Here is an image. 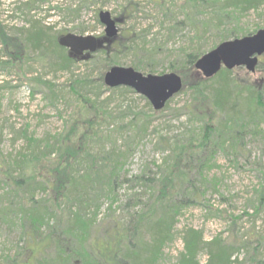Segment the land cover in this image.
Listing matches in <instances>:
<instances>
[{"label":"rangeland","instance_id":"rangeland-1","mask_svg":"<svg viewBox=\"0 0 264 264\" xmlns=\"http://www.w3.org/2000/svg\"><path fill=\"white\" fill-rule=\"evenodd\" d=\"M13 1L20 0H0V15L4 18L7 9L8 14L12 13L11 17L7 16L9 20H4L8 25H28L32 18L30 13H36L35 17L43 16L46 13L45 7L57 3L59 14L56 9L48 10L50 14L46 18L47 22L45 21L53 25L52 33H91L100 37L99 46H113L122 42L132 31L136 34L134 50L123 48L116 57L118 64L133 66L138 61L145 67L140 70L143 73L176 71L182 77L181 89L170 97L167 106L155 111L149 99L131 86L118 85L131 88L126 91H111L98 86L96 77L99 71L94 58L102 63L103 56L100 53L90 52L92 57L88 52L86 55H79L82 60H78L74 71L93 79L92 84L87 87L88 95L93 97L98 92L96 101L101 107L95 125L98 133L91 141L90 149L100 153H106L110 149L114 153H123L120 157L122 164L119 166L121 182L109 194L105 190L97 192L96 202L99 204L94 220L103 226L110 224L111 218L124 220L127 212L140 208V202L147 201L154 192L151 186L149 188L141 182L122 179L140 173H155L157 177L162 175V169L170 165L168 157L172 152L167 146L168 139H177L180 144L195 145L198 135H201L200 121L191 116L185 106H190L198 95L190 85L193 79L204 75L195 66L194 70H177L171 68V65L181 63L187 51L201 48L206 52L218 42L234 38L220 39L222 35H229L231 29L256 31L264 28V3L248 10L229 7L226 9L227 16H223L219 12L222 0H208L209 6H204L202 1L197 0L195 7L188 0H44L43 4L30 13L11 10ZM100 10H108L113 17H121L116 20V35L105 36L104 24L98 18ZM201 29L204 31L203 35L200 33ZM33 54L29 49L22 52L17 63L22 62L23 67L0 66V157L8 161L26 148L25 132L35 139L44 140L64 132L74 120L76 124H83V119L87 116L77 94L68 85L72 82L69 81L71 72L68 70L44 73L45 78H51L58 89V98L54 103L50 101V95L42 85L36 86L35 92H32L30 77L45 71L39 62L31 58L29 61H22L25 55ZM145 63H151L153 70L150 71ZM28 67L32 68L31 71L27 70L24 74L23 69ZM233 68L238 77L258 82L264 77V54L259 55L254 71L247 70L243 65ZM197 104L199 113L206 121L217 114L209 98L199 96ZM138 113L145 117L149 115L148 122L138 120ZM131 119L134 123L128 125ZM252 120L246 124L244 137L230 140L231 144L228 141L224 145H208L206 150L193 157L188 176L194 177L198 201L185 203L172 217L170 236L164 242L155 264L178 263V255L185 248L184 233L189 227L200 230L202 241L219 235L226 241L242 243L232 256V264H264V204L260 205L258 191L262 184L261 171L264 170V122L256 124ZM141 122L144 124L143 129ZM7 185L0 182V207L6 206L7 209L3 215L5 219L0 217V262L6 263L15 258L26 244L29 259H50L55 255L54 248H49L47 254H44L35 242L25 243L23 230L28 225L22 220L20 213L11 211V205L15 206L16 203H8L9 198L6 197L13 200L18 198L7 194ZM174 191L177 192L176 199H182V191L177 188ZM156 192L155 189V194ZM47 193L49 191L39 189L35 197H47ZM139 199L134 208L126 206L127 201ZM92 210L94 207L90 208ZM52 224L53 220H50V225ZM41 229L45 232L48 228L44 226ZM95 235H91L92 241ZM148 236L145 235L146 240ZM101 237L97 236L99 240ZM111 244L112 242L105 248H109ZM204 245L202 242L197 250V258L201 263L208 257ZM257 260L262 263H257ZM28 261L23 264H28Z\"/></svg>","mask_w":264,"mask_h":264},{"label":"trees","instance_id":"trees-1","mask_svg":"<svg viewBox=\"0 0 264 264\" xmlns=\"http://www.w3.org/2000/svg\"><path fill=\"white\" fill-rule=\"evenodd\" d=\"M196 1L188 0L194 7ZM200 1L204 6H209L208 0ZM44 2V0L13 1L11 10L30 13ZM263 3L264 0H222L219 12L227 16L226 9L229 7L248 10L258 8ZM58 8L57 3L49 4L45 7L46 13L40 17H35L36 13H30L32 18L28 25L18 27L4 22L9 20L7 16L11 17L12 13L8 14L9 9L6 10L4 18L0 15V66L23 67L22 62L17 63L20 61V55L27 49L32 50L34 54L25 55L22 61H29L31 58L39 62L43 70L45 69L44 72L41 71L30 77L33 84L32 92H35L36 86L42 85L50 95V101L54 103L58 98L56 93L58 89L51 78H45L44 73L68 70L71 72L69 81H72L68 85L77 94L79 103L84 106L87 114L83 124H79L78 121L76 124L74 120L64 132L44 140L35 139L25 132L26 148L19 151L11 161L0 157V182L8 184L9 196L18 198L13 200L6 197L9 198L8 203L13 204L14 201L16 203L15 206L11 205V211L20 213L22 220L28 225V228L23 230L25 243L35 242L37 247L42 248L44 254H47L49 248L55 249V255L50 259L30 257V260L29 253L26 252L29 249L26 244L15 258L0 264H23L26 260H29L28 264H155L161 255L164 242L170 236L172 217L185 203L198 201L194 177L188 176L193 157L206 150L208 145L218 143L224 145L228 141L231 144L230 140L244 137L243 133L249 120L254 119L256 124L264 122V77L258 82H253L238 77L234 73V68L226 67H221L209 77L195 76L190 85L198 95L194 97L190 106L185 107L191 116L200 121L201 135H198L197 143L180 144L177 139H168L167 146L171 148L172 153L168 157L170 165L162 169V175L157 177L155 173L152 175L140 173L122 179V181H138L149 188L151 186L154 192L147 201L140 202L142 203L140 208L127 212L124 220L118 217L111 218V223L103 226L102 223H96L94 220L99 204L96 202L97 192L105 190L109 194L117 183L121 182L119 166L122 164L120 157L123 153L121 151L114 153L113 149L106 153L93 152L90 149V143L98 133L95 125L96 117H99L101 110L100 104L96 101L99 93L95 92L93 97L88 95L87 87L92 84L93 79L74 71L82 56L71 54L68 48L59 44L58 37L62 33H52L53 25L46 23V18L50 14L47 11L56 9L59 14ZM114 17L116 20L121 18ZM252 31L234 28L229 31V35H222L220 39L238 37ZM203 32L201 29L202 35ZM135 38L136 34L131 31L118 45L104 44L95 50L103 56L102 63L93 57L98 66L99 73L96 80L99 87L103 86L111 91L131 90L127 86L108 87L103 81V71L113 64H118L116 57L123 48L134 50ZM203 52L204 49L201 48L187 51L181 63H174L171 68L194 70V62ZM150 64L145 63L151 71L153 68ZM133 66L139 70L145 68L138 61L134 62ZM28 68H22L24 74L27 70L31 71L32 68ZM199 96L209 98L217 113L207 121L197 108ZM169 100L170 98L163 107L167 106ZM154 110L158 109L154 108ZM137 116L140 121L149 120V115L145 117L138 113ZM133 123L134 120L131 119L128 125ZM140 126L144 128L142 122ZM47 157L50 159H43ZM261 176L262 184L258 190L260 205L264 204V170L261 171ZM175 188L182 191V199H176ZM39 189L49 191L47 197L36 198V191ZM139 201L140 199L127 201L126 206L130 205V208H134V204ZM91 207H94V210L90 211ZM6 211V206L0 207L1 219H5L3 215ZM50 220H53L52 225ZM44 226L48 229L42 232L41 228ZM93 233L96 235L92 241ZM147 234L149 236L146 240ZM100 235L102 237L99 240L97 236ZM184 241L185 248L180 251L177 264H232L234 252L242 245V243L226 241L219 235L202 241V233L193 227L185 230ZM99 242L104 247L99 245ZM111 242V246L105 248ZM202 242L208 252L204 263L197 258L198 246ZM257 263L262 261L257 260Z\"/></svg>","mask_w":264,"mask_h":264},{"label":"water","instance_id":"water-1","mask_svg":"<svg viewBox=\"0 0 264 264\" xmlns=\"http://www.w3.org/2000/svg\"><path fill=\"white\" fill-rule=\"evenodd\" d=\"M98 18L104 24V34L112 37L117 34V21L108 10H100ZM100 37L91 33L65 32L59 35V44L68 47L69 52L81 55L93 52L99 47ZM264 53V28L252 33L224 39L196 58L194 66L209 77L221 67L231 69L243 65L254 71L259 55ZM86 55V54H85ZM103 81L109 87L127 85L146 96L153 108H162L166 101L182 87V77L176 71L160 74L143 73L133 66L111 65L103 74Z\"/></svg>","mask_w":264,"mask_h":264},{"label":"bare ground","instance_id":"bare-ground-1","mask_svg":"<svg viewBox=\"0 0 264 264\" xmlns=\"http://www.w3.org/2000/svg\"><path fill=\"white\" fill-rule=\"evenodd\" d=\"M66 47V46H65ZM66 48H68V47H66ZM69 50V49H68ZM86 53V51L83 53V54H81V55H84ZM90 53V52H89ZM72 54V53H71ZM73 55H75V54H73ZM77 56H79V55H77ZM109 87V86H108Z\"/></svg>","mask_w":264,"mask_h":264}]
</instances>
